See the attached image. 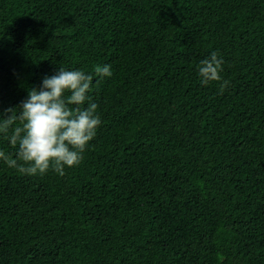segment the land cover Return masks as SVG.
I'll return each instance as SVG.
<instances>
[{
    "label": "trees",
    "instance_id": "obj_1",
    "mask_svg": "<svg viewBox=\"0 0 264 264\" xmlns=\"http://www.w3.org/2000/svg\"><path fill=\"white\" fill-rule=\"evenodd\" d=\"M59 67L102 123L63 175L0 160V264H264V0H0V119Z\"/></svg>",
    "mask_w": 264,
    "mask_h": 264
},
{
    "label": "clouds",
    "instance_id": "obj_2",
    "mask_svg": "<svg viewBox=\"0 0 264 264\" xmlns=\"http://www.w3.org/2000/svg\"><path fill=\"white\" fill-rule=\"evenodd\" d=\"M223 64L216 52L201 60V84L222 81ZM94 74L110 77L111 65H97ZM92 82V74L59 67L55 74L42 79L40 88L28 90L27 98L16 108L6 109V118L0 119V134L15 150L7 154L0 150V160L26 175H44L49 170L63 175L65 168L79 165L102 123L98 105L88 95ZM228 84L223 80L221 90ZM86 102L87 106L81 107Z\"/></svg>",
    "mask_w": 264,
    "mask_h": 264
}]
</instances>
